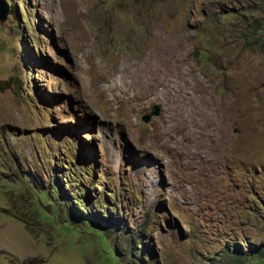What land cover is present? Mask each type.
<instances>
[{
	"label": "rangeland",
	"instance_id": "1",
	"mask_svg": "<svg viewBox=\"0 0 264 264\" xmlns=\"http://www.w3.org/2000/svg\"><path fill=\"white\" fill-rule=\"evenodd\" d=\"M5 3L0 264H264V0Z\"/></svg>",
	"mask_w": 264,
	"mask_h": 264
},
{
	"label": "water",
	"instance_id": "2",
	"mask_svg": "<svg viewBox=\"0 0 264 264\" xmlns=\"http://www.w3.org/2000/svg\"><path fill=\"white\" fill-rule=\"evenodd\" d=\"M8 14V7L5 3V0H0V23H3L7 19ZM160 112V105H153L150 108V113L142 116V121L144 123H148L153 117H158L160 115Z\"/></svg>",
	"mask_w": 264,
	"mask_h": 264
},
{
	"label": "bare ground",
	"instance_id": "3",
	"mask_svg": "<svg viewBox=\"0 0 264 264\" xmlns=\"http://www.w3.org/2000/svg\"><path fill=\"white\" fill-rule=\"evenodd\" d=\"M93 23V22H92ZM97 24H98V22H97ZM84 32H82V34H83ZM78 39V38H77ZM78 41V40H77ZM152 67V66H151ZM178 67V66H177ZM156 68H158V66L156 67ZM153 69H154V67H153ZM179 69V68H178ZM152 70V69H151ZM158 70V69H157ZM181 71V70H180ZM152 72V71H151ZM165 74V73H164ZM166 74H168V73H166ZM151 75V74H150ZM153 75V74H152ZM156 76V75H155ZM150 77V76H149ZM153 77V76H152ZM164 77H166V76H163V78ZM172 78V77H171ZM151 79V78H150ZM153 79V78H152ZM159 79V78H158ZM148 80V79H147ZM161 80V79H160ZM163 80V79H162ZM166 80V79H165ZM179 80V79H178ZM154 81V80H153ZM168 81V80H167ZM150 82V81H149ZM156 82V81H155ZM154 82V83H155ZM164 83V82H163ZM169 83V82H168ZM167 83V84H168ZM158 84H159V82H158ZM166 84V85H167ZM150 85V84H149ZM172 85V84H171ZM96 87V92H100V93H106L107 94V96L109 95V94H111V95H113L114 97H115V100H117L116 99V94L114 93V91L113 90H111V89H109L108 90V88H101L102 86H98V85H96L95 86ZM146 87V86H145ZM150 87V86H149ZM167 87H169V86H167ZM161 88H163V87H161ZM165 88V87H164ZM117 90V93H118V89H116ZM170 91H171V89H170ZM174 91V90H173ZM175 93V92H174ZM181 93V92H180ZM179 95V94H178ZM118 96V95H117ZM133 97H134V99L137 101V100H139L140 98H142L143 97V95H142V92L138 89V90H136L134 93H133ZM106 98V97H105Z\"/></svg>",
	"mask_w": 264,
	"mask_h": 264
},
{
	"label": "trees",
	"instance_id": "4",
	"mask_svg": "<svg viewBox=\"0 0 264 264\" xmlns=\"http://www.w3.org/2000/svg\"><path fill=\"white\" fill-rule=\"evenodd\" d=\"M10 12H11V11H10ZM77 200H80V199L78 198V199H76V201H77ZM80 202H82V201H80ZM106 210H107V209H106ZM86 212H87V210H86ZM106 214H107V213H106ZM109 224H110V223H109ZM139 245H140V246H143V243H139Z\"/></svg>",
	"mask_w": 264,
	"mask_h": 264
}]
</instances>
